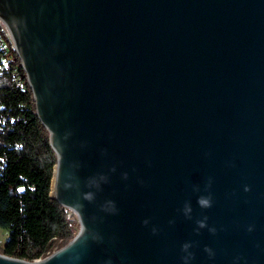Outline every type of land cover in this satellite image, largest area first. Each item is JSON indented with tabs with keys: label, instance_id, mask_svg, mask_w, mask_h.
<instances>
[{
	"label": "water",
	"instance_id": "1",
	"mask_svg": "<svg viewBox=\"0 0 264 264\" xmlns=\"http://www.w3.org/2000/svg\"><path fill=\"white\" fill-rule=\"evenodd\" d=\"M80 229L41 260L264 264V0H0Z\"/></svg>",
	"mask_w": 264,
	"mask_h": 264
},
{
	"label": "trees",
	"instance_id": "2",
	"mask_svg": "<svg viewBox=\"0 0 264 264\" xmlns=\"http://www.w3.org/2000/svg\"><path fill=\"white\" fill-rule=\"evenodd\" d=\"M0 156V227L9 231L0 253L34 261L67 245L79 221L50 195L57 163L50 132L30 88L21 92L8 71L0 74Z\"/></svg>",
	"mask_w": 264,
	"mask_h": 264
},
{
	"label": "built area",
	"instance_id": "3",
	"mask_svg": "<svg viewBox=\"0 0 264 264\" xmlns=\"http://www.w3.org/2000/svg\"><path fill=\"white\" fill-rule=\"evenodd\" d=\"M17 57H19V54L15 41L13 40V37L11 35L8 26L0 18V74H3L4 71H8L10 74H12L15 86L21 92H27L28 89L30 88L32 92V98L35 101L34 93L31 88V84L26 69L20 57H19L20 61H18ZM3 161L4 158L0 156V171L2 170ZM41 259L42 258H38L35 260H41Z\"/></svg>",
	"mask_w": 264,
	"mask_h": 264
},
{
	"label": "rangeland",
	"instance_id": "4",
	"mask_svg": "<svg viewBox=\"0 0 264 264\" xmlns=\"http://www.w3.org/2000/svg\"><path fill=\"white\" fill-rule=\"evenodd\" d=\"M70 212L73 213V215L78 219L77 214L73 210L70 209ZM79 229H80V222H79ZM8 237H9V231L7 229L0 227V247L5 244V242L8 240Z\"/></svg>",
	"mask_w": 264,
	"mask_h": 264
},
{
	"label": "bare ground",
	"instance_id": "5",
	"mask_svg": "<svg viewBox=\"0 0 264 264\" xmlns=\"http://www.w3.org/2000/svg\"><path fill=\"white\" fill-rule=\"evenodd\" d=\"M51 194L55 195V179H53V181H52Z\"/></svg>",
	"mask_w": 264,
	"mask_h": 264
},
{
	"label": "flooded vegetation",
	"instance_id": "6",
	"mask_svg": "<svg viewBox=\"0 0 264 264\" xmlns=\"http://www.w3.org/2000/svg\"><path fill=\"white\" fill-rule=\"evenodd\" d=\"M4 21V20H3ZM5 22V21H4ZM6 23V22H5ZM7 25V24H6ZM8 26V25H7ZM9 28V27H8Z\"/></svg>",
	"mask_w": 264,
	"mask_h": 264
}]
</instances>
